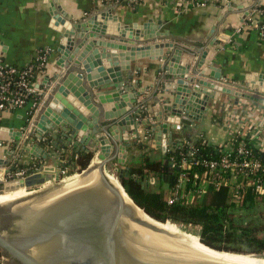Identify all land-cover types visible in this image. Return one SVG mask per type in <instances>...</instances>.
I'll return each mask as SVG.
<instances>
[{
    "label": "water",
    "instance_id": "95a60500",
    "mask_svg": "<svg viewBox=\"0 0 264 264\" xmlns=\"http://www.w3.org/2000/svg\"><path fill=\"white\" fill-rule=\"evenodd\" d=\"M47 4L56 27L53 75L42 84L32 130L24 137L20 130L6 128L14 148L2 151L6 160L0 158V170L24 157L29 162L23 164L36 165L38 172L11 182L0 178V196L50 186L0 204V251L18 264H235L181 248L161 226L168 222L152 219L127 196L117 179L128 173L117 165H124L129 149L142 147L145 140L166 156L182 142L173 140V132L184 136L185 123H201L208 105L220 97L230 106L264 110V76L234 89L219 85L222 75L207 62L206 49L197 58L172 43L158 42L167 35L151 23L122 25L112 10L98 8L72 20L57 0ZM257 5L264 7V0H257ZM231 11L224 8L219 21ZM216 31L214 27L209 34L213 45ZM183 54L189 56L186 64L180 63ZM141 59L159 61L160 81H167V88H162L167 98L153 99V112L145 109L149 100L139 101L146 93L139 81H133ZM50 139L90 154L85 169L95 161L97 174L91 170L61 179L37 142ZM113 162L117 165L110 168ZM162 164L170 167L172 161L165 158ZM165 180L170 182L169 174Z\"/></svg>",
    "mask_w": 264,
    "mask_h": 264
},
{
    "label": "crops",
    "instance_id": "0c3cea01",
    "mask_svg": "<svg viewBox=\"0 0 264 264\" xmlns=\"http://www.w3.org/2000/svg\"><path fill=\"white\" fill-rule=\"evenodd\" d=\"M48 1L0 0V57L3 63L16 68H24L34 61L39 53L47 51L46 70L35 75L33 81V87L38 95L43 91L42 84L46 76L53 75L57 57L54 54L56 27L49 15ZM57 1L61 11L65 12L67 17L72 20L80 19L84 15L96 11L97 8L99 10L110 9L112 15L117 16L122 25L151 23L155 30L167 35L158 42L172 43L194 53L197 58L206 49L207 62L213 63L222 75L220 82H216L219 85L228 84L230 88H237L245 80L251 81L255 80L257 76H264V39L260 38L251 27H243L241 31H237L248 18L251 17L254 22L258 20V16L247 14L249 8L254 6L257 0H199L206 3L204 7L195 6L189 0H141L134 6L103 2V0ZM229 7L232 9L231 13L226 14L219 21L223 9ZM214 27L217 30L214 33L216 45H213L212 38H209L210 30ZM188 58L189 56L183 54L180 63H188ZM159 63L156 60L141 59L135 64L139 68V73L134 74L133 81H139L138 87L146 93L145 96L139 98V101L149 100L145 107L148 112H153L156 109L153 99L167 98V95L162 93V88H167V81H160L161 74L157 71ZM229 103L231 102H228L224 97L210 103L211 105H208L209 113L205 120L201 123H189L184 136L173 132V140L175 139L177 142L192 140L199 135L208 145L224 144L230 140L231 132L240 130L241 125L245 121H249L256 130L255 134L253 131L251 132V143L264 151V119L261 120L264 110H245L230 106L232 103ZM29 109L30 104L12 113L2 114L0 126L12 127L17 130L25 128L29 123ZM212 110L223 118L222 125L215 124L210 120ZM35 117L36 114L32 115L30 119L32 125L36 120ZM227 117H230L229 124L225 121ZM6 140L8 145L7 149H4L12 151L14 142ZM60 145L66 154H73L75 151L86 154L84 151L66 144L65 141ZM144 147L146 149L143 146L134 145L127 152L124 165H117L116 162H113L110 168L117 165L118 169L126 170L138 166L140 157L145 152L152 160L164 159L165 156L161 150L156 149L149 141L145 140ZM40 150L48 152L47 162L53 163L56 168L60 165L59 159L57 160L47 149L41 147ZM2 151L3 149H1V153L5 155V152ZM136 159L138 162L134 164L132 161ZM20 160L22 163L25 160L29 162L24 157ZM150 189L153 190L155 187ZM163 190L167 197L165 187Z\"/></svg>",
    "mask_w": 264,
    "mask_h": 264
},
{
    "label": "trees",
    "instance_id": "16d2710c",
    "mask_svg": "<svg viewBox=\"0 0 264 264\" xmlns=\"http://www.w3.org/2000/svg\"><path fill=\"white\" fill-rule=\"evenodd\" d=\"M34 78L31 79V82L34 81ZM210 120L218 125L223 124V118L218 114H210ZM188 124L185 123V126ZM241 126L239 135L244 140L245 147L264 167V151L251 143V132L254 130V126L249 121H245ZM195 140L194 145L198 149L197 158L217 159L228 150L227 143L208 145V143H203L200 138ZM37 142L40 147L46 148L57 159L64 161L62 166L69 168L68 176L77 171H83L91 161L90 154L80 151L66 154L64 148L60 144H54L51 139L50 141ZM143 148L146 149L144 145ZM232 148H236V145H232ZM186 151V147L169 151L164 159L173 157L178 160L179 153ZM162 160H152L145 152L141 155L138 166L124 170L128 173L127 177L122 176L121 179H117V174H114L127 196L145 214L158 222L177 225L184 231L194 230L195 232L192 234L202 244L217 251L243 255L264 253V195L258 196L253 190L247 189L241 204L235 206L230 203L227 187H223L217 192L209 190L192 206L184 205L181 200L167 203L163 187L168 191L172 183L165 181L167 173H165ZM20 166L27 167L23 163ZM132 177L142 183H146L148 179H156L157 189L152 190L149 188L150 186L143 188Z\"/></svg>",
    "mask_w": 264,
    "mask_h": 264
},
{
    "label": "built area",
    "instance_id": "2783aa9c",
    "mask_svg": "<svg viewBox=\"0 0 264 264\" xmlns=\"http://www.w3.org/2000/svg\"><path fill=\"white\" fill-rule=\"evenodd\" d=\"M108 1V0H103ZM141 0H112V3L121 5L134 6ZM198 7L206 6V3L199 0H189ZM263 6H254L250 15L258 16L257 21L248 18L237 31L243 27L253 28L260 38L264 39V8ZM249 15V16H250ZM260 18V19H259ZM47 51H43L29 65L24 68H16L3 63L0 57V116L4 113H12L22 109L30 104L28 112L29 123L25 128H21L24 137L32 130L33 125L30 119L33 110L38 106V94L33 87L31 79L37 74H41L47 63ZM210 114H218L211 111ZM1 120V119H0ZM227 124L230 123V117L225 119ZM252 125V124H251ZM193 126V125H191ZM256 130H253L255 134ZM243 136V135H242ZM6 137V138H5ZM200 138L199 135L196 136ZM240 138V139H239ZM14 142L8 136V130L0 126V154L1 149L6 150L7 140ZM196 138L192 140H183L174 150L186 147L185 153H179L178 160L170 157L172 164L170 168L175 170L172 179V185L167 191V203L181 200L184 205H195L209 190L220 191L227 187L230 195V203L239 206L243 200L244 193L251 189L258 196L264 195V167L247 149L244 140L239 135V130L231 132L230 140L227 142V152L217 159L197 158L198 149L194 145ZM202 139V138H200ZM203 141V139H202ZM204 143V141H203ZM236 148H232V145ZM6 148V149H4ZM7 151V150H6ZM1 159L6 160V155L2 154ZM76 158V156H74ZM58 160V159H57ZM42 163L41 160L38 161ZM21 160H12L0 172V178L3 182L17 181L25 179L38 172L36 165H29L22 168ZM61 166H57L55 173L61 179L68 177L69 168L62 166L64 161L59 159ZM9 172L3 174V170Z\"/></svg>",
    "mask_w": 264,
    "mask_h": 264
},
{
    "label": "bare ground",
    "instance_id": "6f19581e",
    "mask_svg": "<svg viewBox=\"0 0 264 264\" xmlns=\"http://www.w3.org/2000/svg\"><path fill=\"white\" fill-rule=\"evenodd\" d=\"M91 170L97 174L98 169H97L96 162H93L87 169L83 170L81 173H84V172H87V171H91ZM108 179L114 185H117L116 182H115V179L111 175H108ZM17 192H19V191H17ZM15 193L16 192H14L12 194H9V195L0 196V204L1 205H5V204L13 202V201H15L17 199L27 198V197H30V196L36 194V193L24 192L19 197L12 198L13 197L12 195L15 194ZM161 226L166 229V231L173 237V239L179 244V246L181 248H184L186 250L192 251L194 253H197V254L212 258V259H216V260H219V261H222V262H228V263H235V264H264V258L257 259L258 257H254V256L241 257V256H233V255H228V254H223V253H215L214 251H211L207 247H204L203 245L198 243L197 239L194 240V239H192V238H190L188 236L192 240L193 243L191 241H189L188 239H184L182 236H180L177 233L175 227L172 224L167 223V224H164V225H161Z\"/></svg>",
    "mask_w": 264,
    "mask_h": 264
},
{
    "label": "flooded vegetation",
    "instance_id": "af4514ba",
    "mask_svg": "<svg viewBox=\"0 0 264 264\" xmlns=\"http://www.w3.org/2000/svg\"><path fill=\"white\" fill-rule=\"evenodd\" d=\"M170 149V148H169ZM170 151H172L170 149ZM168 153V152H167ZM170 158L167 157V160H169ZM165 168V173H167V175L169 174L170 175V182H172V179L174 177V172L175 170H172L169 165L167 164V167L164 166ZM167 171V172H166ZM115 174H117L118 176V172H116ZM166 181V180H165ZM167 182V181H166ZM168 183V182H167ZM147 185V188L148 186H150L149 188H152L154 186H157L156 185V179H148V181L145 183ZM4 220V219H3ZM7 230H10V227L7 228ZM0 264H18L16 261H13L12 259H10L5 253L1 252L0 251Z\"/></svg>",
    "mask_w": 264,
    "mask_h": 264
},
{
    "label": "rangeland",
    "instance_id": "374dc122",
    "mask_svg": "<svg viewBox=\"0 0 264 264\" xmlns=\"http://www.w3.org/2000/svg\"><path fill=\"white\" fill-rule=\"evenodd\" d=\"M134 164H136L137 162H138V159H136V160H134V161H132ZM82 171V170H81ZM81 171H77L76 173H74L73 175H76L77 173H79V172H81ZM110 174V173H109ZM73 175H71V176H73ZM69 178V177H68ZM67 179V178H66ZM65 180V179H64ZM48 186H50V185H47V186H45V188L46 187H48ZM155 187V189H153V190H156L157 189V187L156 186H154ZM44 188H32V189H30V190H25L26 192H28V191H41V190H43ZM24 190L23 191H19V192H16L15 194H13L12 196V198H16V197H19L21 194H23L24 192H25ZM36 192V193H37ZM174 227H175V229H176V231H177V233L180 235V236H182L184 239H188L189 241H191L192 242V240L190 239V238H192V239H196V237L194 236V234H192L193 232H195L194 230H192V231H190V232H188V231H184L182 228H180L179 226H177V225H173ZM179 230V231H178ZM187 234V235H186ZM190 238H189V237ZM193 243V242H192ZM259 258H264V253L263 254H261L260 255V257Z\"/></svg>",
    "mask_w": 264,
    "mask_h": 264
}]
</instances>
